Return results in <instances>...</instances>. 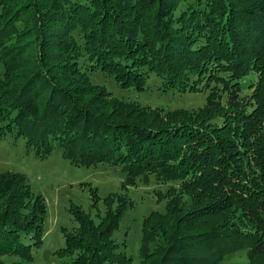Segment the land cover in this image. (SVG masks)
Wrapping results in <instances>:
<instances>
[{
    "label": "trees",
    "instance_id": "obj_1",
    "mask_svg": "<svg viewBox=\"0 0 264 264\" xmlns=\"http://www.w3.org/2000/svg\"><path fill=\"white\" fill-rule=\"evenodd\" d=\"M0 138L54 147L76 166H117L122 190L168 184L142 219L139 264H264V0H0ZM122 90L205 94L197 109L140 106ZM94 214L71 205L64 264H131L113 233L132 206L113 193ZM44 199L0 174V264H31Z\"/></svg>",
    "mask_w": 264,
    "mask_h": 264
},
{
    "label": "rangeland",
    "instance_id": "obj_2",
    "mask_svg": "<svg viewBox=\"0 0 264 264\" xmlns=\"http://www.w3.org/2000/svg\"><path fill=\"white\" fill-rule=\"evenodd\" d=\"M91 81L106 86L113 96L140 106L197 109L205 100V94L198 91L173 94L161 91L160 81L154 76L148 79L142 90H122L112 79H104L100 74H91ZM8 171L24 175L32 192L43 198L45 203L44 234L41 244L32 248L31 264H64L65 259L58 258L57 251L64 246V231L70 232L76 225L70 206H80L93 215L92 190L97 193L100 209H103L102 200L109 194L123 191L132 201V206L124 211L118 229L113 233L116 242L124 243V251L131 257V264H139L143 217L151 211L163 212L165 208L166 198H162V194L168 184L156 183L149 176L122 190L123 173L117 166L107 163L76 166L62 158L57 147L40 158L28 150L24 138L14 134L0 138V174ZM245 254L244 250L227 253L218 264H247Z\"/></svg>",
    "mask_w": 264,
    "mask_h": 264
}]
</instances>
